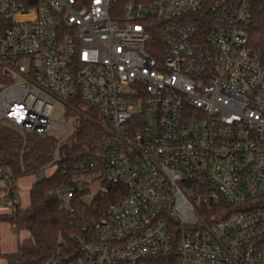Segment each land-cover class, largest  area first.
Listing matches in <instances>:
<instances>
[{
    "label": "built area",
    "instance_id": "built-area-1",
    "mask_svg": "<svg viewBox=\"0 0 264 264\" xmlns=\"http://www.w3.org/2000/svg\"><path fill=\"white\" fill-rule=\"evenodd\" d=\"M255 1L0 0V125L62 142L81 100L106 132L82 183L126 192L45 264H264ZM11 177L0 168L2 185ZM74 190H58L70 212ZM3 200L20 204L18 190ZM202 202L218 211L202 215Z\"/></svg>",
    "mask_w": 264,
    "mask_h": 264
},
{
    "label": "trees",
    "instance_id": "trees-1",
    "mask_svg": "<svg viewBox=\"0 0 264 264\" xmlns=\"http://www.w3.org/2000/svg\"><path fill=\"white\" fill-rule=\"evenodd\" d=\"M251 19L249 45L262 54L264 64V1L253 3ZM74 104L77 110L70 109V114L77 119L76 127L72 135L62 142L55 134H20L0 125V168L12 174L8 185L0 186L4 191L8 187L18 189L19 177L38 174L47 166L56 165L53 174L32 184L27 206L17 204L12 206L10 212H0V221L9 222L17 232L24 230L28 233L15 252L2 254L0 250L6 264H45L57 253L59 238L69 241L84 216L98 218L112 203L126 195L123 186L100 179L103 188L89 200L83 199L89 188L82 181L98 168L106 132L94 108L78 99ZM56 150L59 160L54 161ZM72 186H75V190L73 211L70 212L64 206L58 190ZM194 191L198 192L197 188ZM197 192L188 193L194 202ZM221 202L227 206L225 200ZM197 209L206 217L218 211L215 206L209 208L206 202L197 205Z\"/></svg>",
    "mask_w": 264,
    "mask_h": 264
},
{
    "label": "rangeland",
    "instance_id": "rangeland-1",
    "mask_svg": "<svg viewBox=\"0 0 264 264\" xmlns=\"http://www.w3.org/2000/svg\"><path fill=\"white\" fill-rule=\"evenodd\" d=\"M56 117L61 118L60 111L56 112ZM66 126V124H65ZM58 135H61L58 133ZM56 169V165L52 164L47 166L40 173H32L26 174L18 178L17 180V190L20 196V204L21 206H27L30 201V190L32 184L46 176H50ZM0 186L2 183L0 182ZM89 188V191L83 196L84 200H89L99 189L103 188V184L101 180L91 181L89 184L85 185ZM5 194L4 189L0 187V212H10L12 209L11 205H8L4 202L3 196ZM28 235L27 231H20L14 228L12 224L5 221H0V250L2 254L15 252L18 249V245L20 241ZM0 264H6L5 256H0Z\"/></svg>",
    "mask_w": 264,
    "mask_h": 264
}]
</instances>
